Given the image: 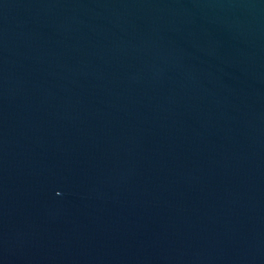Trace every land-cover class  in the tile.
Returning <instances> with one entry per match:
<instances>
[{
  "label": "water",
  "instance_id": "obj_1",
  "mask_svg": "<svg viewBox=\"0 0 264 264\" xmlns=\"http://www.w3.org/2000/svg\"><path fill=\"white\" fill-rule=\"evenodd\" d=\"M0 264H264V0H0Z\"/></svg>",
  "mask_w": 264,
  "mask_h": 264
}]
</instances>
